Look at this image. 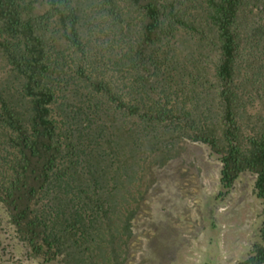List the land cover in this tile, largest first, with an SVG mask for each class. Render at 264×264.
Listing matches in <instances>:
<instances>
[{
    "label": "trees",
    "instance_id": "obj_1",
    "mask_svg": "<svg viewBox=\"0 0 264 264\" xmlns=\"http://www.w3.org/2000/svg\"><path fill=\"white\" fill-rule=\"evenodd\" d=\"M0 63V208L31 259L125 264L136 184L182 140L264 204V0H0Z\"/></svg>",
    "mask_w": 264,
    "mask_h": 264
},
{
    "label": "rangeland",
    "instance_id": "obj_2",
    "mask_svg": "<svg viewBox=\"0 0 264 264\" xmlns=\"http://www.w3.org/2000/svg\"><path fill=\"white\" fill-rule=\"evenodd\" d=\"M2 67L0 63V78L5 76ZM251 90L245 125L255 133L264 129V84L258 82ZM245 102L250 104V100ZM177 148L163 165L165 158L154 156L147 166L152 174L136 184L135 192L139 189L143 199L132 221L129 251L122 252L125 264H239L247 260L264 244V204L257 192V174L243 171L228 186L221 156L211 146L182 140ZM0 221V264H46L30 258L1 208Z\"/></svg>",
    "mask_w": 264,
    "mask_h": 264
}]
</instances>
